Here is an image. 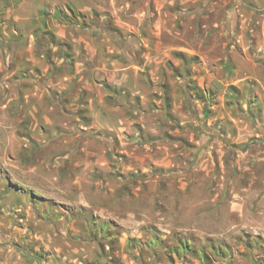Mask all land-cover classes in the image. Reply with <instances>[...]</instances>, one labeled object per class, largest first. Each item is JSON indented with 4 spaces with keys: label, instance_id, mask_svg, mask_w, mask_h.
Wrapping results in <instances>:
<instances>
[{
    "label": "rangeland",
    "instance_id": "1",
    "mask_svg": "<svg viewBox=\"0 0 264 264\" xmlns=\"http://www.w3.org/2000/svg\"><path fill=\"white\" fill-rule=\"evenodd\" d=\"M0 264H264V0H0Z\"/></svg>",
    "mask_w": 264,
    "mask_h": 264
}]
</instances>
